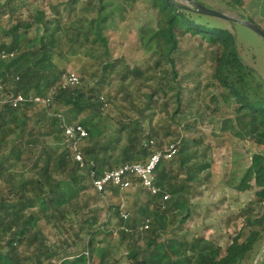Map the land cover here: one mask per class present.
Segmentation results:
<instances>
[{
  "label": "trees",
  "instance_id": "1",
  "mask_svg": "<svg viewBox=\"0 0 264 264\" xmlns=\"http://www.w3.org/2000/svg\"><path fill=\"white\" fill-rule=\"evenodd\" d=\"M149 1L152 9L158 11L159 20L156 28L142 29L141 40L148 44L155 64L146 70L125 67L120 76L122 84L119 91L113 97L107 96L117 100L123 92L124 102L129 101L132 94L127 90L128 86H124L129 79L139 81L137 90L140 93L142 83L153 81L156 84L150 86L151 94H143L146 99L144 107H136L135 102L132 104L138 118L122 114L114 118L115 135L110 134L104 142L99 138L103 132L99 130L100 122L97 121L106 110L102 100H106L103 87L112 81V75L123 63L120 59L111 60L112 51L106 34L112 17L109 12L111 4L108 0H71L66 6L72 11L74 5L76 7L82 2V7L93 11L87 32L76 35L75 45H91L90 53L96 56L99 70L97 83L84 85L81 82L79 86L64 88L62 81L67 70L53 60L55 35L61 27V6L51 8L53 19L44 10L35 14L27 12L24 17L19 14L25 7L22 0H0V82L5 86V94L50 96L52 99L49 110L37 103L19 108L5 103L1 109L0 264H52L60 252H65V246L70 249L79 242L84 243L81 238L84 232L88 233L84 249L75 254L66 253L59 258V264H87L85 253L100 232L98 225L102 213L98 207L90 208L91 201L98 200L87 195L93 189L92 174L100 177L126 163H147L154 154L164 151L160 132L150 127L152 119L148 114L156 108L169 114V100L176 98L177 107L172 120L164 126L165 136L174 134V119L183 112V89L178 81L176 58L183 36L200 37L214 49L213 79L225 93L212 95L210 101L219 105L223 99L227 106H233L236 125L242 129L236 135L255 137L257 144L264 147V82L253 85L255 70L241 58L233 28L219 26L215 21L221 19L199 13L193 2L212 9L202 0H183L190 6L181 4L182 0ZM223 1L230 7L244 6V0ZM39 28L43 29L42 36H38ZM161 68H164V77L153 73ZM165 79L168 87L163 84ZM171 92L173 96L168 99ZM63 110L74 115L69 118L70 123L75 121L73 117L85 116L79 122L89 133L85 145L80 148L85 161L83 166L76 161L75 153L65 141L58 118L49 115V111L59 113ZM234 119L226 123H232ZM223 129L226 130L227 126ZM49 137L54 138V145L48 142ZM175 141L176 156L163 160L156 171V185L171 196L165 208L162 195H151L140 186L147 193V199L133 218L123 220L120 206H111L113 211L111 209L110 212H114L119 220L120 237L129 239L128 259L131 264H243L253 253L264 231V212L253 216L258 213L257 208L264 205V152L253 155L251 165L236 186L239 192L258 190L254 200L243 210V228L231 238L226 253H223L203 237H194L189 242L180 234L195 213L191 201L198 193L196 189L210 180L209 172L203 177L201 174L210 169L211 164L199 160L198 151L190 150V143L195 147L200 145L199 139L191 141L183 137ZM54 173H58L61 180L55 178ZM137 184L134 182V186ZM110 191L117 193L120 190ZM71 213L80 218L78 228L70 221ZM44 225L61 232L65 240L55 246L49 245ZM146 225L148 229L144 228ZM170 227L173 230L168 233ZM247 228L250 230L246 235ZM140 229L142 234H139ZM140 242L144 245L141 246ZM98 264H107L105 256Z\"/></svg>",
  "mask_w": 264,
  "mask_h": 264
},
{
  "label": "rangeland",
  "instance_id": "2",
  "mask_svg": "<svg viewBox=\"0 0 264 264\" xmlns=\"http://www.w3.org/2000/svg\"><path fill=\"white\" fill-rule=\"evenodd\" d=\"M25 7L19 13L26 17L27 12L35 14L39 10H44L50 19H53L51 8L61 6V27L56 32L54 62L60 67L65 68L67 73L75 72L82 77V84L93 85L98 81V70L96 56L91 54V45L83 47L75 45V37L78 33H85L89 28V21L93 16V11L82 7L80 2L71 11L66 6L71 0H22ZM212 9L219 11L230 18L231 21H215L219 26L229 28L234 32L239 47V52L244 63L255 70L256 80L253 82H264V38L253 30L245 26L242 22L253 21L264 30V0H244L242 8L228 6L223 0H202ZM111 4L109 12L112 14L108 23L106 34L109 36V42L112 51L111 60H123V63L116 69L110 82L104 85L103 96L108 107H105L104 115L98 118L100 122L99 130L103 132L99 135L101 141H106L109 135H115L116 126L114 118L124 115L134 119L138 118L136 110L132 109L134 102L136 107H144L145 97L143 94H151L150 86L155 85L153 81L142 83V92H138V82H132L131 79L125 82L127 90L132 94L129 101L124 102L123 92L118 95L117 100L112 97L119 89L121 83V74L125 67H140L146 70L148 66L155 64V59L151 58V50L144 41L141 40V31L143 28L154 29L158 24V11L152 9L149 0L139 2H129L128 0H108ZM185 6H190L188 1H180ZM235 22L234 26L233 23ZM57 23L50 28V32ZM50 34V33H48ZM43 35V29L39 28L38 36ZM179 79L182 86L183 112L178 114L172 125L173 135L165 136V124L171 122L172 114L177 107L176 98L169 100L170 112L155 109L150 111L152 124L150 127L160 132L159 139L162 148L165 150L175 144V140L186 137L188 140L199 139L200 145L196 146L190 143L191 151H198V159L211 164V168L204 171L201 177L208 172L210 180L196 189L198 193L192 198V209L195 213L180 233L189 242L194 237H203L210 243H214L216 248H220L226 253L227 247L233 236L240 232L245 222L243 210L254 200V194L258 189L247 192H239L236 186L241 182L247 168L251 165L254 154L263 153L264 147L257 144L256 138L243 137L241 127L235 122L234 107H229L220 99V103L215 104L210 101L212 95L220 96L225 93L220 89L213 79V60L214 49L208 43L201 40L200 37L186 35L180 38V50L176 55ZM164 68L155 69L153 73L161 74L164 77ZM86 71V72H85ZM66 73V74H67ZM166 78V77H165ZM262 79V80H260ZM151 84V85H150ZM168 87L166 79L163 81ZM264 86V85H263ZM119 91V90H118ZM264 93V89H263ZM107 95H112L108 98ZM173 92L169 93V98ZM133 104V105H132ZM216 107L219 110H216ZM63 115L68 121L71 116L66 110ZM91 116V115H89ZM92 118L94 117L91 116ZM73 123H79L85 116L73 117ZM124 120H127L125 117ZM234 119L226 123L227 120ZM189 124L188 127H186ZM147 131L149 129L148 121L145 123ZM227 126V129L223 128ZM96 135V134H94ZM49 143L54 138H47ZM156 140L157 142L159 141ZM55 142L52 143L54 145ZM85 145V141L80 144V148ZM121 146H119L120 149ZM161 148V149H162ZM118 152V151H117ZM55 178L61 180L58 173H54ZM1 188V187H0ZM89 198L98 200L91 201L90 208H100V222L98 227L100 232L95 236L93 246L90 248L92 264H98L102 256H105L107 264L117 262V264H131L127 257L130 252L129 239H122L119 235V220L110 212L111 206H120L121 209L130 214L129 218L136 215L137 210L147 199V193L140 187L134 186L127 191H109L105 197L99 196L92 188L88 191ZM263 207H258V213L253 216H259L264 212ZM260 212V213H259ZM245 213V212H244ZM70 221L73 226L78 228L80 218L74 213L70 215ZM44 233L48 244L55 246L65 240V235L51 226L44 225ZM173 230L170 227L168 233ZM250 229L247 228V235ZM140 233L141 229L139 230ZM118 232V234H115ZM84 243L79 242L77 246L70 249L64 247L65 252H60L58 258L53 259L52 264H59L60 259L67 254H75L78 250L84 249L85 241L88 239V233L81 234ZM143 246L144 243L140 242ZM60 258V259H59ZM243 264H264V231L262 238L254 248L253 253Z\"/></svg>",
  "mask_w": 264,
  "mask_h": 264
},
{
  "label": "built area",
  "instance_id": "3",
  "mask_svg": "<svg viewBox=\"0 0 264 264\" xmlns=\"http://www.w3.org/2000/svg\"><path fill=\"white\" fill-rule=\"evenodd\" d=\"M82 82V78L79 74L75 72L67 73L62 81V86L76 87ZM104 102V107H108V103L102 98ZM52 99L50 96L47 97H25L22 94L19 95H9L5 94V86L0 82V113L3 104L9 103L14 108L22 107L28 103H37L47 110L51 106ZM50 116L57 117L59 120V128L62 130L63 137L65 141L69 144L71 150L75 153V159L82 166L84 165V157L80 152V144L83 143L89 136L87 129L80 123H70L62 112L52 113L49 111ZM178 149L176 144L171 145L164 151H159L154 154L147 163H126L121 165L115 170L106 171L102 176H96L95 173L92 174V185L96 193L101 194L103 197L110 191V189H119L120 191H127L134 187V182H137V186L142 187L144 190L149 192L151 195H162L163 203L165 208V203L169 201L171 196L168 193H163L161 187L156 185V171L159 164L163 160H171L176 156ZM121 218L123 220H128L130 214L121 209ZM148 229L149 226L144 227ZM124 229V228H122ZM117 232H115L116 234ZM88 262L87 264H92L90 250L85 253Z\"/></svg>",
  "mask_w": 264,
  "mask_h": 264
},
{
  "label": "water",
  "instance_id": "4",
  "mask_svg": "<svg viewBox=\"0 0 264 264\" xmlns=\"http://www.w3.org/2000/svg\"><path fill=\"white\" fill-rule=\"evenodd\" d=\"M198 10L199 13L203 14V15H207V16H211V17H215V18H219V19H223V20H229L231 21L232 18H230L229 16L213 10V9H209L205 6H203L200 3L197 2H193ZM245 26H247L248 28H250L251 30H253L255 33L259 34L260 36H262L264 38V30L259 27L257 24H255L253 21H246V22H242Z\"/></svg>",
  "mask_w": 264,
  "mask_h": 264
},
{
  "label": "crops",
  "instance_id": "5",
  "mask_svg": "<svg viewBox=\"0 0 264 264\" xmlns=\"http://www.w3.org/2000/svg\"><path fill=\"white\" fill-rule=\"evenodd\" d=\"M139 187V186H138Z\"/></svg>",
  "mask_w": 264,
  "mask_h": 264
}]
</instances>
